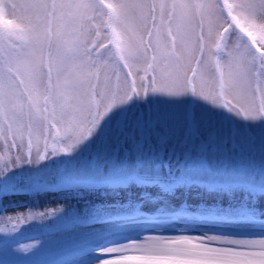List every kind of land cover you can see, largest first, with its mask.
I'll return each instance as SVG.
<instances>
[{
    "label": "rangeland",
    "instance_id": "rangeland-1",
    "mask_svg": "<svg viewBox=\"0 0 264 264\" xmlns=\"http://www.w3.org/2000/svg\"><path fill=\"white\" fill-rule=\"evenodd\" d=\"M106 11L98 10V18L91 22V38L98 39L97 47L104 44L110 48L98 66L91 69L94 83L99 75L95 99L100 110H106L104 118L135 102L133 111L145 118L159 106L174 113L176 119L165 130L167 140L163 147L153 137L140 152L130 146L127 156L121 150L111 158H98V144L80 151L82 144L92 138L87 126L79 129V136L63 129L59 136L53 135L54 129L45 134L42 126L29 129L27 124L9 134L7 123L0 117V192L5 185L8 191L12 185L29 189L33 184L40 190L0 195V264H90L99 259L94 254L112 242L149 235L168 238L163 241L178 239L173 245H154L171 246L176 250L174 259L197 258L185 255L184 250L200 253L215 248L254 254L244 259L259 262L264 250L256 240L264 238V195L253 194L249 189L264 184V113L260 111L261 98L253 99L240 87L241 65L233 62V79L229 81L227 77V53L238 43L237 36H232L228 47L218 53L216 29L209 34L206 27L201 41L196 26L183 43L177 41L173 48L167 26H161L159 19L153 25L149 18L146 24L139 23L122 37L126 59L117 67L112 56L115 46L109 44L111 29ZM5 18L14 19L10 11H6ZM116 27L119 32L126 31L123 25ZM149 30L151 49L145 53L139 41L149 39ZM153 55L157 56L155 62ZM217 61L226 73L223 85L216 70ZM124 63L129 67H123ZM154 76L156 87H171L176 94L153 92ZM133 81L135 93L131 92ZM126 94L132 98L122 99ZM113 97L115 103L108 108ZM149 99L151 104L145 102ZM86 103L95 111L96 104L90 98ZM209 110L220 114L215 129L204 120ZM189 115L198 128L195 138L187 136L184 118ZM76 119L83 117L77 114ZM121 119L117 116L113 123ZM87 120H91L90 115ZM67 122L65 117L64 128ZM213 132L215 135L211 136ZM201 145L208 167L186 166L185 153L196 156ZM241 160L243 163L238 162ZM188 180L191 182L185 183ZM185 221L195 230L184 229L182 225L187 223L179 222ZM139 224L142 229L133 228ZM170 225L181 228H162ZM150 226L156 228L148 229ZM180 233L210 239L193 243L187 238L184 243L177 238ZM125 252L111 256L144 254L139 249ZM103 256L111 257L109 253Z\"/></svg>",
    "mask_w": 264,
    "mask_h": 264
},
{
    "label": "snow or ice",
    "instance_id": "snow-or-ice-1",
    "mask_svg": "<svg viewBox=\"0 0 264 264\" xmlns=\"http://www.w3.org/2000/svg\"><path fill=\"white\" fill-rule=\"evenodd\" d=\"M105 9L107 26L111 29L109 44L115 46L112 56L117 67L120 61L126 59L121 48L124 42L122 37L139 23L146 24L149 18L153 25L159 19L161 26H167V36L173 48L177 41L183 43L196 26L200 29L201 41L206 27L209 34L213 28L216 29L218 53L228 47L227 42L232 36H237L238 43L227 53L230 58L227 77L229 81L233 79V62L241 65L240 87L253 99L257 96L261 98L260 111L264 113V0H222V3L221 0L215 3H206L205 0H111L107 3L105 0H0V117L7 123L9 134L13 133L14 128L18 131L27 124L29 129L34 125L42 126L45 134L54 129L53 135L59 136L63 129L79 136L82 135L79 129L87 126L92 138L82 144L80 151L91 144H98V158H111L121 150L127 156L130 146L140 152L153 137L157 145H165V130L169 122L176 119L167 108L161 110L157 105L156 111L149 112L145 118L143 114L138 115L133 111V102L104 118L106 110L101 111L95 99L99 75H96L94 83L91 69L98 66L104 52H109L110 48H105L104 44L97 47L98 39L91 38V22L98 18V10L103 13ZM6 11H10L14 19H6ZM119 25L126 29L124 33L117 31L116 26ZM96 36H100L99 31ZM148 36V40L139 41L145 53L151 49V30ZM151 59L155 62L157 56L153 55ZM123 67L127 68L129 64L124 63ZM152 67L150 63L149 68ZM216 70L223 85L226 73L219 61L216 62ZM155 80L154 76L153 92L176 94V90L171 87H156ZM144 91L147 92L146 87ZM131 92H136L135 81L132 82ZM100 94L103 95V90ZM88 98L92 104H96L95 111L86 103ZM131 98V94H126L122 99ZM160 100L183 103L165 99L156 101ZM145 102L151 104L153 101L149 99ZM113 103L115 97L107 107L110 108ZM77 114L83 119L77 121ZM88 115L91 116L90 121L87 120ZM117 116L122 119L116 120L114 124ZM219 116L215 110H209L204 120L210 128L215 129ZM65 117H68L67 128H64ZM184 124L188 129L187 136L195 138L198 128L190 115L184 118ZM261 124H264V117ZM214 135L215 132L211 133V136ZM203 152L204 146L201 145L196 156L185 153L186 166L207 168L208 161ZM238 162L243 163L242 160ZM35 185L29 189H17L12 185L11 191L5 185L0 195L7 196L25 190L40 191ZM249 190L253 194L264 195V184ZM261 226L264 227V222H261ZM182 241L187 243V238H182ZM258 243L264 246V240ZM141 251L143 255L120 256L106 264H264V252L259 254L261 259L256 262L244 259L254 254L232 249L209 248L200 253L184 250L185 255L197 257L187 260L174 259L172 254L176 250L166 247H147Z\"/></svg>",
    "mask_w": 264,
    "mask_h": 264
},
{
    "label": "bare ground",
    "instance_id": "bare-ground-1",
    "mask_svg": "<svg viewBox=\"0 0 264 264\" xmlns=\"http://www.w3.org/2000/svg\"><path fill=\"white\" fill-rule=\"evenodd\" d=\"M179 223H184V224L187 223V225H182V227L184 229H185V227H187L189 230H195V229H192L190 227L189 222H187V221L179 222ZM238 227H235V228H238ZM133 228L134 229H142L143 226H142V224L133 225ZM150 228H156V227L155 226L148 227V229H150ZM162 228L170 231V230H174L176 228H181V225H170V226L162 227ZM239 228H245V226L239 227ZM144 229H146V228L144 227ZM262 229L264 230V227H262ZM138 233H140V232H138ZM142 237H140L141 239L140 238H136V239H133V240H130V241H124V242H118L117 241L115 243H113V242L110 243L109 245L104 247V249L100 250L99 253L94 254L95 256H99V259L96 258V261L93 262V263H90V264H106L107 261L116 260V259H118L120 257V256L113 257L111 255H114V254L116 255V254H119V253L123 254V253H126L125 251L132 250V249L141 250L142 248L154 247V245L157 244L158 242H161L162 245H167V246L168 245H173L176 242H178V239H175V238H172L171 240L163 241V239H168V238H163L161 236H154V235L145 236V238H143V239H142ZM177 238H179V240H181L182 238H188L193 243L194 242L200 243L201 241H205V240L210 239L209 237H203V238L194 237V236L190 237L189 235H182V233H180V235ZM260 240H264V238L257 239L256 241H260ZM168 248H171V246H169ZM262 249L264 250V246H262ZM107 253H109V255L111 256L108 259L103 256V254H107ZM126 255H139V254L138 253H128V254H124V255H121V256H126ZM172 255H173V258H174L175 255L174 254H172Z\"/></svg>",
    "mask_w": 264,
    "mask_h": 264
}]
</instances>
